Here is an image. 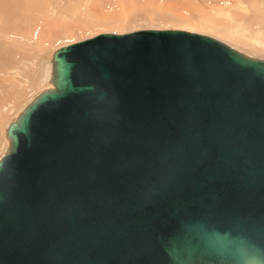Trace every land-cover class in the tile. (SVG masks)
<instances>
[{"label":"water","instance_id":"obj_1","mask_svg":"<svg viewBox=\"0 0 264 264\" xmlns=\"http://www.w3.org/2000/svg\"><path fill=\"white\" fill-rule=\"evenodd\" d=\"M45 82L2 129L0 264H264V58L104 31Z\"/></svg>","mask_w":264,"mask_h":264},{"label":"rangeland","instance_id":"obj_2","mask_svg":"<svg viewBox=\"0 0 264 264\" xmlns=\"http://www.w3.org/2000/svg\"><path fill=\"white\" fill-rule=\"evenodd\" d=\"M4 1L8 6L0 0V148L4 124L42 87L50 52L60 45L103 31L182 28L264 57V0Z\"/></svg>","mask_w":264,"mask_h":264},{"label":"bare ground","instance_id":"obj_3","mask_svg":"<svg viewBox=\"0 0 264 264\" xmlns=\"http://www.w3.org/2000/svg\"><path fill=\"white\" fill-rule=\"evenodd\" d=\"M4 0H1V3H5V1L3 2ZM10 1H12V2H15V4H17L18 2H17V0H10ZM19 2H20V0H18ZM28 1V0H27ZM37 1V0H36ZM26 2H25V0H24V3L23 4H25ZM28 3V2H27ZM30 3V2H29ZM31 4H32V2H31ZM3 5H5V7L6 6H8V5H6V3L5 4H3ZM2 5V6H3ZM29 5V4H28ZM12 6V5H11ZM9 7H10V5H9ZM7 8V7H6ZM0 9H2V8H0ZM9 14V13H8ZM143 29H146V28H143ZM158 29H161V28H158ZM163 29V28H162ZM178 29H182V28H178ZM137 30H141V29H137ZM185 30H187V29H185ZM132 31H134V30H132ZM189 31H191V30H189ZM104 32V31H103ZM107 32H111V31H107ZM114 32H117V31H114ZM126 32H131V31H126ZM194 32H196V31H194ZM40 33V32H39ZM43 33V32H42ZM198 33H202V32H198ZM204 34H206V33H204ZM207 35H210V34H207ZM210 36H213V35H210ZM89 37V36H88ZM213 37H215V36H213ZM215 38H217V37H215ZM217 39H219V40H222V39H220V38H217ZM223 41V40H222ZM74 42V41H73ZM225 42V41H224ZM227 43V42H226ZM229 44V43H228ZM229 45H231V44H229ZM61 46V45H60ZM232 46V45H231ZM234 47V46H233ZM234 48H236V47H234ZM236 49H238V48H236ZM238 50H240V49H238ZM240 51H242V50H240ZM242 52H244V51H242ZM244 53H246V52H244ZM246 54H248V53H246ZM248 55H251V56H255V55H252V54H248ZM255 57H259V56H255ZM259 58H264V57H259ZM48 62V61H47ZM46 71H47V65H46V67H45V72H44V76H43V81H42V87L41 88H44V87H47L48 86V84H46V82H45V75H46ZM40 88V89H41ZM38 90H39V88H38ZM37 90V91H38ZM20 108V107H19ZM5 125V124H4ZM1 136H3V133H2V135ZM2 142H3V146H2V148L4 147V145H5V142H4V138H2ZM2 148H0V152H1V150H2Z\"/></svg>","mask_w":264,"mask_h":264}]
</instances>
